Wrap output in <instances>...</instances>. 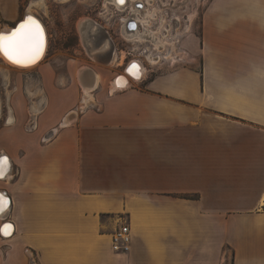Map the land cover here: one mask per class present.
I'll return each instance as SVG.
<instances>
[{"label":"crops","instance_id":"0c3cea01","mask_svg":"<svg viewBox=\"0 0 264 264\" xmlns=\"http://www.w3.org/2000/svg\"><path fill=\"white\" fill-rule=\"evenodd\" d=\"M24 1L0 0V30ZM84 22L94 40L76 24V46L28 69L45 100L7 104L0 264H264V0H213L180 64L121 89L111 24Z\"/></svg>","mask_w":264,"mask_h":264},{"label":"rangeland","instance_id":"374dc122","mask_svg":"<svg viewBox=\"0 0 264 264\" xmlns=\"http://www.w3.org/2000/svg\"><path fill=\"white\" fill-rule=\"evenodd\" d=\"M146 1L144 10H136L133 0H129L127 9L121 8V17H134L138 21L139 30L150 32L156 41L152 39L143 40L138 37V41L127 39V33L122 30L121 37L117 40V45L121 56L120 68H123L132 60L140 61L146 73L159 72L170 69L180 64V56H185L183 52V39L199 35L201 24L203 22L204 13L209 4L213 0H144ZM243 2H251L255 5V0H239ZM101 0H25L22 6V15L26 12L34 13L40 18L47 27V50L45 60L55 50L62 51L73 45L76 46L77 36L75 25L78 24L80 30V22L89 19L100 22L105 21L103 11L101 10ZM131 7V8H130ZM104 9V8H103ZM106 10V9H105ZM136 10V13L133 11ZM129 11V13H127ZM132 13V14H131ZM36 17V18H37ZM147 19L145 23L142 18ZM112 22V19H109ZM90 22V21H88ZM120 21L115 22V27ZM83 26L84 23H83ZM111 26V25H110ZM94 27L91 28V30ZM129 33V32H128ZM82 39L83 32L80 31ZM140 34V33H139ZM182 48H181V47ZM99 48L88 51L93 53ZM185 50V49H184ZM116 57V56H115ZM182 57V58H183ZM117 58L112 60L111 67L115 66ZM62 66L61 64L59 65ZM62 68V67H61ZM120 73V72H119ZM140 79H136L134 84ZM18 82V83H17ZM64 80L58 81V85L62 86ZM40 82L39 75L36 71L23 70V72L15 73L0 58V125L6 118L8 103L11 99L30 105L32 101L45 100L44 90ZM123 87V86H121ZM84 92L86 97L89 92ZM90 95V94H89ZM14 103V101H13ZM38 113L33 112L29 108L27 111V122L25 129L29 130L34 117ZM12 117V115H9ZM13 118V117H12Z\"/></svg>","mask_w":264,"mask_h":264},{"label":"bare ground","instance_id":"6f19581e","mask_svg":"<svg viewBox=\"0 0 264 264\" xmlns=\"http://www.w3.org/2000/svg\"><path fill=\"white\" fill-rule=\"evenodd\" d=\"M136 10H138V9L136 8ZM29 17H31L32 20L35 21V23L39 25L40 30H41L42 46L40 48L39 55L38 56L35 55L31 49L21 50L15 54L14 59L10 60L8 58V56L5 55L4 51H0V58L3 60L4 63H6L10 67H15V68H19V69H29V68L36 66L40 61L42 62V60L45 57L46 50L48 48L47 47V45H48L47 33H46L43 22L32 12H26L23 15V17L19 21H17V23H15V25L0 30V35L7 36V35L11 34L17 28H19V26L21 24L25 23ZM142 20L145 23H147V19L145 17H143ZM83 23L85 24L84 21L80 22V25L83 26ZM128 23H129V26H132V24H134V23H131L130 20L128 21ZM122 30L124 31V29H122ZM140 31L141 30H135V32H136L135 34L129 35L130 33L134 32L132 29V31H130L129 33L127 31H124V33H127V39H129V40L134 39V40L138 41L139 40L138 37H142L143 40L151 38L153 42L156 41L154 39L153 35L150 34V32L147 31L146 33L143 32L141 34ZM16 61H19V62H16ZM142 70H143L142 66L138 62H136L135 60H132L131 63H129V65L126 67L125 71H123L122 73L115 76V78H114L115 86L117 88H124L129 84V82L130 83L135 82L137 78L138 79L141 78L142 73H143ZM80 75L81 74H79V77H80ZM94 82L93 81L89 82V84L83 83V85H84L83 87L85 88L84 91L88 92L87 89L91 90L94 86ZM121 86H123V87H121ZM7 121L12 122V117H8ZM65 123H67V121L62 122V124H65ZM0 161L4 162V163L0 164V169H2V170H0V177H4L7 174L9 162H8V159L5 155H1ZM4 210H5V208H3V210H0V213L3 214L2 212Z\"/></svg>","mask_w":264,"mask_h":264},{"label":"snow or ice","instance_id":"6c2138e0","mask_svg":"<svg viewBox=\"0 0 264 264\" xmlns=\"http://www.w3.org/2000/svg\"><path fill=\"white\" fill-rule=\"evenodd\" d=\"M122 2V0H120ZM41 30L38 24L31 17L21 24L11 34L0 35V51H4L10 60L14 59L15 54L21 50L31 49L35 55H39L42 46ZM19 62V61H16ZM4 163L0 161V164ZM2 170V169H0ZM4 202L0 200V210H3ZM10 227V226H6Z\"/></svg>","mask_w":264,"mask_h":264},{"label":"flooded vegetation","instance_id":"af4514ba","mask_svg":"<svg viewBox=\"0 0 264 264\" xmlns=\"http://www.w3.org/2000/svg\"><path fill=\"white\" fill-rule=\"evenodd\" d=\"M118 3L119 4H124V5H126L125 7H127V0H122V2H120V0H101V3H100V5H101L100 8L103 11L102 13L104 14V16H106L105 17V22L111 24V21L109 19H112V22H113L111 24V27H110V30H111L110 35H108V34L105 35V37H107L109 39L108 54H109V56L111 58H112L113 55H115L116 51H120L119 48H118V45H117V40L121 37V32H120L121 25L119 24L118 26L115 27V22L117 20L121 21L122 17H121V11L120 10H115V7H114V5L118 4ZM134 4H135V7H138V8L141 9L143 7L144 3L142 1H138L137 0V1H135ZM127 13H129V11ZM133 13L137 14L136 10H134ZM86 21L93 22V21H91L89 19H86ZM93 23L96 24L95 22H93ZM129 23H128L127 27H126L127 30H132V29L136 28L137 25L133 24V26H129ZM43 24H44V22H43ZM44 27H45L46 33L48 35L47 27H46L45 24H44ZM135 33L136 32L134 31V32L130 33L129 35H132V34H135ZM94 34L95 33H93L92 30H91V26H89V24L87 23V25L84 26L83 36L86 38V40H88L87 38L90 35L89 39H93L94 40V36H93ZM111 34H112V36H111ZM107 45L108 44L105 43V46H107ZM99 48L102 49L103 47L100 45ZM92 49H96V48L92 47Z\"/></svg>","mask_w":264,"mask_h":264},{"label":"built area","instance_id":"2783aa9c","mask_svg":"<svg viewBox=\"0 0 264 264\" xmlns=\"http://www.w3.org/2000/svg\"><path fill=\"white\" fill-rule=\"evenodd\" d=\"M135 1L137 0H133V2L135 3ZM138 1H142L144 4H143V7L140 9L138 7H136L137 9H140V10H144L145 9V4H146V1L144 0H138ZM126 5L124 4H115L114 7H115V10H120L121 11V8L124 7V9H127L129 7V0H127V7H125ZM135 6V4H134ZM131 8V7H130ZM132 14V13H131ZM133 21V23L136 26L135 29H133V31L135 30H139V25H138V21L134 18V17H122L121 18V21H120V25H121V29H120V32L122 31V29H124V31H127V32H130L132 30H127V25H128V21ZM122 35V33H121ZM181 47V46H180ZM182 48V47H181ZM182 53H185V50L183 49V52ZM183 55L180 56V60H182L183 58ZM136 62H138L140 65V61L138 60H135ZM131 63V61L129 62ZM126 64V66L123 68V71L126 70V67L129 65ZM142 66V65H141ZM143 68V67H142ZM145 71V68H143L142 72ZM143 74V73H142ZM117 76V75H116ZM117 89H121V88H117ZM82 96H84V94L82 93ZM34 126L33 123H31L30 127L29 128H32ZM130 242H131V234H130V227L128 225L127 222H123L112 234H111V247H112V250L117 252V253H126L129 251L130 249Z\"/></svg>","mask_w":264,"mask_h":264},{"label":"water","instance_id":"95a60500","mask_svg":"<svg viewBox=\"0 0 264 264\" xmlns=\"http://www.w3.org/2000/svg\"><path fill=\"white\" fill-rule=\"evenodd\" d=\"M131 23H133V21H131ZM132 26H133V24H132ZM111 59V58H110Z\"/></svg>","mask_w":264,"mask_h":264}]
</instances>
